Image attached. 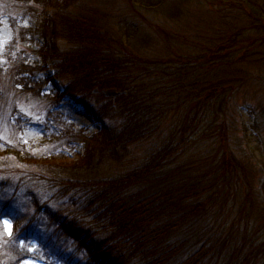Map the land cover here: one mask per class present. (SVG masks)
Wrapping results in <instances>:
<instances>
[{"label": "trees", "instance_id": "1", "mask_svg": "<svg viewBox=\"0 0 264 264\" xmlns=\"http://www.w3.org/2000/svg\"><path fill=\"white\" fill-rule=\"evenodd\" d=\"M131 1L120 19L104 0H0V81L48 104L35 123L0 94V264H264V0H210L195 24L199 0ZM65 99L99 133L65 120ZM27 130L54 145L44 164Z\"/></svg>", "mask_w": 264, "mask_h": 264}, {"label": "rangeland", "instance_id": "2", "mask_svg": "<svg viewBox=\"0 0 264 264\" xmlns=\"http://www.w3.org/2000/svg\"><path fill=\"white\" fill-rule=\"evenodd\" d=\"M92 4H99L101 6V0H91ZM106 1H109L106 3ZM203 1V2H202ZM131 0H104V4L106 3L107 6L111 9L110 13L113 15H116L121 18H129L132 15V11L130 8ZM112 4V5H111ZM124 7L123 13L116 14L115 9L118 6ZM196 11L192 8V6L186 7L188 9V18L191 20L194 24L196 23V19L199 20L200 18L205 21L207 18H209L210 15H212V9L210 8V0H199L195 4ZM130 8V9H129ZM135 12V11H134ZM46 13L50 14L51 10H47ZM198 13V15H196ZM3 16V15H1ZM201 16V17H200ZM11 23L8 19H5L4 17H1L0 20V55L4 56L6 54V50L8 48V43L13 38L11 34ZM196 27V26H195ZM204 27H196L197 30H201ZM47 66V65H46ZM47 76L49 78L53 77L54 72L52 70H48L46 72ZM7 73L5 75L1 76L0 81V94L4 95L2 91L5 92L4 95V104H1L2 107H5L7 105H14L19 108V110L22 112L23 115L27 116L28 121H32L35 123H40L44 117L47 116V107L48 104H46V101L42 99L38 100H27L22 97H17L16 92L12 88L11 82H9V79L7 77ZM54 86L53 90L55 89V94L60 95L63 92V86L55 79H53L52 84ZM107 96L115 97L117 95L116 91L114 90H108L105 92ZM9 103V104H8ZM10 109V108H9ZM60 109L62 112V116L65 120L68 122L73 123L75 125L76 129H83L86 131L87 135H95L99 133L101 130V124L95 121L93 116L87 111L86 108L76 105L69 99H65L61 102ZM11 109H6L4 112V109L0 112V141H7L10 145L12 144L11 140H8L9 134L11 132V126L6 122V118L4 117L5 113L7 112L8 115H11ZM33 141H32V140ZM35 139V140H34ZM25 142L28 144V148L32 150V154L38 158H40L37 162L40 164L45 163V156L51 151V148H54V145L45 142V141H38L37 137H35V134L32 132H29L27 130V137ZM84 149L81 144H79L76 148H74L71 151H59L57 152L56 157L57 160H64L67 163L74 162L79 160V158L83 155ZM138 153V152H137ZM261 157V153H257V159L260 161L261 166L264 165V160ZM12 162L17 163V160L15 158L11 159ZM20 166L17 164L15 167ZM258 190L259 195L264 200V177L262 178L261 182L258 183ZM5 231L7 234H11L13 230V225L11 222L4 220L3 221ZM22 264H45L42 261H36V260H28L25 261Z\"/></svg>", "mask_w": 264, "mask_h": 264}]
</instances>
